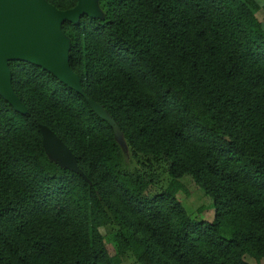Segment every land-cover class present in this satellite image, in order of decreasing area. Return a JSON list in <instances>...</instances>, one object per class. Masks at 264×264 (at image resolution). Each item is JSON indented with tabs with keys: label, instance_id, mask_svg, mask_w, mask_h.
Returning a JSON list of instances; mask_svg holds the SVG:
<instances>
[{
	"label": "trees",
	"instance_id": "obj_1",
	"mask_svg": "<svg viewBox=\"0 0 264 264\" xmlns=\"http://www.w3.org/2000/svg\"><path fill=\"white\" fill-rule=\"evenodd\" d=\"M59 10L78 0H45ZM64 21L83 94L10 60L0 94V264H250L264 259V30L256 0H94ZM89 101L101 106L112 123ZM69 150L51 159L40 126ZM121 132L142 168L128 170ZM149 156L167 164L158 186ZM147 162L150 163L148 166ZM189 176L211 221L182 205ZM100 227L114 230L110 255Z\"/></svg>",
	"mask_w": 264,
	"mask_h": 264
},
{
	"label": "water",
	"instance_id": "obj_2",
	"mask_svg": "<svg viewBox=\"0 0 264 264\" xmlns=\"http://www.w3.org/2000/svg\"><path fill=\"white\" fill-rule=\"evenodd\" d=\"M91 12H98L94 0H78L73 8L66 10H59L45 0H0V94L15 110L27 113L12 87L10 60L36 64L83 94L80 80L70 68L69 41L61 32V24L75 22L80 15ZM89 103L100 116H104L98 110L99 105ZM40 130L45 150L55 149L56 154H63V166L74 168L69 150L47 127L41 125Z\"/></svg>",
	"mask_w": 264,
	"mask_h": 264
},
{
	"label": "rangeland",
	"instance_id": "obj_3",
	"mask_svg": "<svg viewBox=\"0 0 264 264\" xmlns=\"http://www.w3.org/2000/svg\"><path fill=\"white\" fill-rule=\"evenodd\" d=\"M262 3L264 6V0H258ZM263 10V11H262ZM261 11H259L256 14V17L259 21L262 22V29L264 30V7ZM98 110L103 113L104 119L108 120L110 123L113 124L111 118L108 116V114L105 112V110L102 107H98ZM115 133V139L119 145V147L122 150L123 156H124V164L125 167L128 170H134L135 168H142V166L137 163L136 159L133 157V153L131 148L126 143L125 138L121 134V132L117 129V127L114 128ZM47 155L53 159L55 162H57L60 165H65L63 160V154H56L57 152L54 150H46ZM140 161L144 162L147 160H151V167L152 171L156 173L158 177V186L151 187L148 189V194L153 195L160 191V188H163L166 186L168 182V175H167V164L161 160L158 161L155 158L149 157V156H143L139 155ZM150 163L147 162L148 166ZM69 166V165H66ZM181 182L186 186V188L189 190L190 194L189 196L182 201V205L187 211V213L191 216V218L197 220H205V221H211L213 218V204L211 198L199 187L196 186L194 181L189 176H184L181 178ZM99 232L101 235L104 236L106 240L107 250L110 255H116L118 254L117 247L115 245V242L113 240L114 237V230L110 227H100ZM121 263L120 264H139L135 260L134 256L131 253H126L125 255L119 256ZM245 260L250 264H257L254 259L251 257H245ZM264 261V260H263ZM264 264V263H263Z\"/></svg>",
	"mask_w": 264,
	"mask_h": 264
},
{
	"label": "crops",
	"instance_id": "obj_4",
	"mask_svg": "<svg viewBox=\"0 0 264 264\" xmlns=\"http://www.w3.org/2000/svg\"><path fill=\"white\" fill-rule=\"evenodd\" d=\"M258 3H260V5H261V9L259 10V11H261L262 10V8L264 7L263 5H262V3L261 2H259L258 0H256ZM258 11V12H259ZM263 11V10H262ZM264 13V12H263ZM264 260V259H263ZM261 261V262H259V263H257V264H263L264 263V261Z\"/></svg>",
	"mask_w": 264,
	"mask_h": 264
}]
</instances>
